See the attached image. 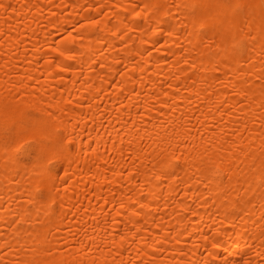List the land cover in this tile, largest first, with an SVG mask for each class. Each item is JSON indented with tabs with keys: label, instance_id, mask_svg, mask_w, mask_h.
Returning a JSON list of instances; mask_svg holds the SVG:
<instances>
[{
	"label": "bare ground",
	"instance_id": "bare-ground-1",
	"mask_svg": "<svg viewBox=\"0 0 264 264\" xmlns=\"http://www.w3.org/2000/svg\"><path fill=\"white\" fill-rule=\"evenodd\" d=\"M0 0V264H264V0Z\"/></svg>",
	"mask_w": 264,
	"mask_h": 264
},
{
	"label": "snow or ice",
	"instance_id": "snow-or-ice-1",
	"mask_svg": "<svg viewBox=\"0 0 264 264\" xmlns=\"http://www.w3.org/2000/svg\"><path fill=\"white\" fill-rule=\"evenodd\" d=\"M223 7L232 11H237L241 5L237 2H234V0H223Z\"/></svg>",
	"mask_w": 264,
	"mask_h": 264
}]
</instances>
